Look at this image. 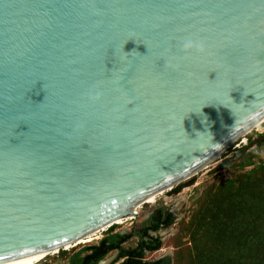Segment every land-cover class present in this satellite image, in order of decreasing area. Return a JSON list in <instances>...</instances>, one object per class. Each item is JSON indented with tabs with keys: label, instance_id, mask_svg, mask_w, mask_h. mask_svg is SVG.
<instances>
[{
	"label": "water",
	"instance_id": "water-1",
	"mask_svg": "<svg viewBox=\"0 0 264 264\" xmlns=\"http://www.w3.org/2000/svg\"><path fill=\"white\" fill-rule=\"evenodd\" d=\"M261 120L264 0H0V264L137 220Z\"/></svg>",
	"mask_w": 264,
	"mask_h": 264
},
{
	"label": "trees",
	"instance_id": "trees-1",
	"mask_svg": "<svg viewBox=\"0 0 264 264\" xmlns=\"http://www.w3.org/2000/svg\"><path fill=\"white\" fill-rule=\"evenodd\" d=\"M248 139V146L236 150L240 153L236 161L224 160L213 173L229 168L235 172L253 169L239 173L226 183L212 185L202 194L190 222L182 229L190 245L180 244L175 260L168 257L153 263L143 261L148 249L156 252L164 247L162 238L151 233L171 229L178 219L162 207L137 232L114 234L118 226L111 228L99 245L86 248L78 255L92 253L81 259V263L85 264L89 258L92 264H98L112 252L120 251L121 258H127L124 264H264V134L253 132ZM254 147L258 149L251 151ZM134 238L139 239L138 248L127 251L124 244Z\"/></svg>",
	"mask_w": 264,
	"mask_h": 264
},
{
	"label": "rangeland",
	"instance_id": "rangeland-1",
	"mask_svg": "<svg viewBox=\"0 0 264 264\" xmlns=\"http://www.w3.org/2000/svg\"><path fill=\"white\" fill-rule=\"evenodd\" d=\"M253 132H256L258 134H264V124L261 125L260 127L254 128L252 132L250 131L249 133L252 134ZM248 136L244 138V140H239L237 143H235L222 156V158L219 159L216 163L212 164L210 168L201 172L195 178L178 185L173 191L168 192L164 196L160 197L156 204L144 206L141 210L138 211L137 214H139V216L137 220L126 219L127 221L124 220L123 224H121L120 226L118 224L119 228L117 229L116 232L123 234L137 232L142 228L143 223L154 213V211L162 207L171 209V211L178 216V219L176 220L175 225L171 229L160 233L162 240L164 241L163 250L160 251L159 253H149L146 259L149 261H155L157 259H161L166 256H171L175 260L176 254L179 250L177 249L178 246L180 244L181 245L187 244L188 246L190 245L189 237L182 232V229L187 223L190 222L193 212L197 208L196 202L199 200L202 194L206 192L212 185L214 186L216 184L219 185L221 183H226L228 182V179L231 178L235 179L236 175H238L239 173L245 174L253 169V168H248L243 172H239V171L235 172L234 170L229 168V169H224L220 172L213 173L214 170L221 163L224 162V160L236 161L238 159L240 153H238L236 150H240L241 148H244L245 146H248L250 144V140L248 139ZM254 139L257 138L255 137ZM255 149H258V147L252 148L251 151H254ZM262 160L264 161V151L262 154ZM179 188H181L180 191L178 193H175V191ZM106 232L97 235L100 239L94 241L91 244L82 245L69 250L67 252L68 255H64L63 252H61L60 254L50 256L45 261H47L48 264H69V260L72 257V255L79 254L86 248L99 245L101 240L107 237ZM177 236L179 239H175ZM137 244H138L137 239H135L130 243H128L126 245V248L127 249L134 248L137 246ZM87 254H84L83 257L87 256ZM118 259H119V252L117 251L113 252L105 259L104 264H115Z\"/></svg>",
	"mask_w": 264,
	"mask_h": 264
},
{
	"label": "bare ground",
	"instance_id": "bare-ground-1",
	"mask_svg": "<svg viewBox=\"0 0 264 264\" xmlns=\"http://www.w3.org/2000/svg\"><path fill=\"white\" fill-rule=\"evenodd\" d=\"M263 124H264V120L263 121L261 120L260 122H258L254 126H252L250 128V130H248V131H246L244 133L241 132V134H238V136L235 139L233 138L229 142H227V143H229L228 144L229 147L227 146L228 148L226 147V149L224 151H222V154L218 156V159H220V157H222L239 140H244V138H246L250 134L249 133L250 131L252 132V130L254 128L260 127ZM199 174H197V175H199ZM191 179H193V178H183V179L171 184L170 186H168V187H166V188H164V189H162V190L150 195L149 197L144 199L142 202L136 204L134 206V208H133V211L138 213V211L141 210L144 206L156 204L160 197L164 196L168 192L173 191L178 185H180V184H182V183H184V182H186L188 180H191ZM126 219H129V218H125V219H121V220L118 219L116 221V223H114V224L104 225V226L98 228L97 230L89 232L87 235L81 237L78 240V242H76L74 244H69V245H67V246H65L63 248H54L52 250H47L45 252L32 254V255L25 256V257L20 258V259H16V260H11V261L5 262L3 264H44L43 262L46 259H48L50 256H53V255H56V254H60L62 251L68 252L69 250L74 249L76 247L93 243L94 241L100 239L97 235H99L100 233L106 232L112 226H116V225L118 226V224L119 225L123 224L124 220H126Z\"/></svg>",
	"mask_w": 264,
	"mask_h": 264
},
{
	"label": "flooded vegetation",
	"instance_id": "flooded-vegetation-1",
	"mask_svg": "<svg viewBox=\"0 0 264 264\" xmlns=\"http://www.w3.org/2000/svg\"><path fill=\"white\" fill-rule=\"evenodd\" d=\"M242 149V148H241ZM170 210V212L171 213H174V212H172L171 211V209H169ZM175 214V213H174ZM153 215V214H152ZM118 228H119V226H118ZM117 228V229H118ZM110 229V228H109ZM117 229H115V231H114V234H116V233H118V232H116L117 231ZM142 229V228H141ZM140 229V230H141ZM163 231H165V230H163ZM163 231H160L159 233H155V232H152L151 233V235L152 236H155V237H160V238H162L161 237V235H160V233L161 232H163ZM124 234H131V233H124ZM106 236H108V233H107V235ZM105 239V238H104ZM103 239V240H104ZM135 239H137V242H138V244H137V246L136 247H134V248H131V249H127L126 248V245L128 244V243H130L131 241H133V240H135ZM103 240H101V242L103 241ZM131 241H129L128 243H126V244H124V248L127 250V251H130V250H132V249H137L138 248V246H139V239L138 238H134V239H132ZM100 242V243H101ZM99 243V244H100ZM163 250V249H162ZM161 250V251H162ZM114 252H116V251H114ZM117 252H119V259L116 261V263L115 264H124L125 263V260L127 259V258H121V252L120 251H117ZM160 252V250L159 251H156V252H151L149 249L145 252V254H146V256H145V258H144V262H148V263H153V262H158V261H160V260H162V259H165V258H168V257H171V256H166V257H163V258H161V259H157V260H155V261H149V260H147L146 259V257H147V255L149 254V253H159ZM81 253V252H80ZM79 253V254H80ZM113 253V252H112ZM64 255H68V253L66 252V253H63ZM79 254H76V255H72V257L70 258V260H69V264H82L81 263V259H84V258H86L88 255H92V253H86L87 254V256H84L83 257V255L82 256H80V257H78V255ZM107 258V257H106ZM105 258V259H106ZM172 258V257H171ZM88 259V262H86L85 264H92L91 262H92V259H89V258H87ZM105 259L104 260H102V261H100L98 264H104L105 263ZM44 264H48L47 263V261H45V262H43Z\"/></svg>",
	"mask_w": 264,
	"mask_h": 264
},
{
	"label": "clouds",
	"instance_id": "clouds-1",
	"mask_svg": "<svg viewBox=\"0 0 264 264\" xmlns=\"http://www.w3.org/2000/svg\"><path fill=\"white\" fill-rule=\"evenodd\" d=\"M183 48H184L185 51L191 50L193 48H195V49H197L198 51H201V52L204 51V45L202 43H199V42L194 41L192 39L186 40L184 42V44H183ZM100 98H101V93L99 91H96L94 93H90L89 94V99L92 100V101H98ZM109 230H107L106 233H108Z\"/></svg>",
	"mask_w": 264,
	"mask_h": 264
}]
</instances>
